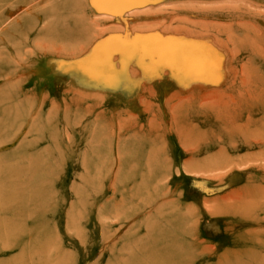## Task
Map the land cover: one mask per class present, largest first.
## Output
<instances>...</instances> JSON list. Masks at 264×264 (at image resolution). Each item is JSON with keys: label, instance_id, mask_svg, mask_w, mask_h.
<instances>
[{"label": "rangeland", "instance_id": "374dc122", "mask_svg": "<svg viewBox=\"0 0 264 264\" xmlns=\"http://www.w3.org/2000/svg\"><path fill=\"white\" fill-rule=\"evenodd\" d=\"M0 264H264V0H0Z\"/></svg>", "mask_w": 264, "mask_h": 264}]
</instances>
